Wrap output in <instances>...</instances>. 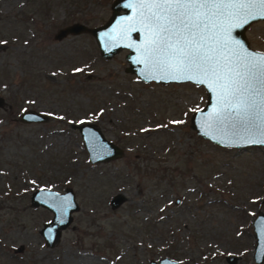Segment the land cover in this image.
Instances as JSON below:
<instances>
[{
  "label": "rangeland",
  "instance_id": "1",
  "mask_svg": "<svg viewBox=\"0 0 264 264\" xmlns=\"http://www.w3.org/2000/svg\"><path fill=\"white\" fill-rule=\"evenodd\" d=\"M112 0H0V264H256L251 222L264 214V146L226 148L189 117L201 86L142 82L126 49L100 56L89 34ZM264 52V21L248 26ZM81 69V71H74ZM34 109L42 123H22ZM94 124L122 155L91 164L74 125ZM71 188L79 209L52 248L38 230L51 213L29 205L36 188ZM122 193L115 209L109 199ZM22 246L21 252L13 250ZM264 264V259L262 263Z\"/></svg>",
  "mask_w": 264,
  "mask_h": 264
},
{
  "label": "water",
  "instance_id": "2",
  "mask_svg": "<svg viewBox=\"0 0 264 264\" xmlns=\"http://www.w3.org/2000/svg\"><path fill=\"white\" fill-rule=\"evenodd\" d=\"M110 14L103 24L88 27L82 23H72L59 28L53 35L54 40H61L68 35L89 34L95 41L100 56L109 59L117 51L126 49L124 56L127 62L125 71L133 74L142 82L154 83H191L201 86L206 95L205 103L201 108L193 111L189 117V127L203 139L226 148H244L253 146H264V136H249L243 129H235L229 122L220 123L213 119V113L218 107V90L206 78L194 76L189 80L184 76H171L162 74L157 67L146 62L144 47L147 33L140 22V7L137 0H112ZM257 21H264V16L257 15L255 19L248 17L244 23L237 19L227 35H221V43L227 42L223 49L226 54L246 51L264 55L263 51L249 47L245 36L248 26ZM203 81V82H200ZM3 101L0 97V106ZM47 116L34 110L26 109L19 113L17 120L22 123H42ZM81 139L82 147L91 164L110 161L122 155V150L106 139L102 132L91 123L74 125ZM125 197L122 193H116L109 199V207L117 208ZM264 203V199L262 201ZM29 205L33 208H43L51 213L48 221L42 223L38 230L44 245L48 248L55 246L61 236V232L70 225L72 214L78 211L79 206L75 200L74 192L67 187L62 192H56L47 188H36L30 193ZM253 235L252 259L254 263L260 264L264 259V214L257 213L251 222ZM14 252H21L22 246L16 247ZM227 264H235L237 257L225 256ZM149 264H180L169 257L150 260Z\"/></svg>",
  "mask_w": 264,
  "mask_h": 264
},
{
  "label": "snow or ice",
  "instance_id": "3",
  "mask_svg": "<svg viewBox=\"0 0 264 264\" xmlns=\"http://www.w3.org/2000/svg\"><path fill=\"white\" fill-rule=\"evenodd\" d=\"M144 56L162 74L208 79L218 90L213 119L264 136V55L223 50L233 21L264 16V0H137ZM74 71H81L75 69ZM203 82V81H200Z\"/></svg>",
  "mask_w": 264,
  "mask_h": 264
},
{
  "label": "flooded vegetation",
  "instance_id": "4",
  "mask_svg": "<svg viewBox=\"0 0 264 264\" xmlns=\"http://www.w3.org/2000/svg\"><path fill=\"white\" fill-rule=\"evenodd\" d=\"M251 231H252V230H251ZM226 256H227V255H226ZM232 256H235V255H232ZM235 257H237V256H235ZM224 258H225V256H224ZM150 260H151V259H150ZM150 260H149V261H150ZM224 260H225V259H224ZM237 260H238V257H237ZM237 260H236V261H237ZM225 262H226V261H225ZM148 263H149V262H148ZM235 263H236V262H235ZM261 263H262V262H261Z\"/></svg>",
  "mask_w": 264,
  "mask_h": 264
}]
</instances>
